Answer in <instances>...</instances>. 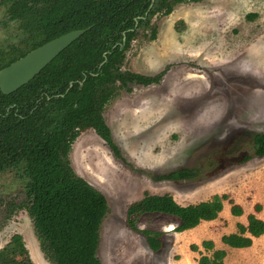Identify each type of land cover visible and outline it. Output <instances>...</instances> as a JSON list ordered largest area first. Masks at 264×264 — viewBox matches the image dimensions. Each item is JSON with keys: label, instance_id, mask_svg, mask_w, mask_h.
I'll return each mask as SVG.
<instances>
[{"label": "rangeland", "instance_id": "rangeland-1", "mask_svg": "<svg viewBox=\"0 0 264 264\" xmlns=\"http://www.w3.org/2000/svg\"><path fill=\"white\" fill-rule=\"evenodd\" d=\"M6 21L0 10V43L19 42V23ZM152 22L157 39L134 41L123 70L166 74L159 84L116 93L104 112L122 159L93 129L69 154L74 171L108 202L97 255L102 264H197L200 255L190 245L213 240L226 248V264H264V235L244 249L221 240L238 232V223L247 224L257 204L264 220V156L254 155L252 139L264 133V0H199ZM8 31L18 33L6 38ZM245 155L252 157L237 163ZM182 168L197 170V178H157ZM14 174L0 176V249L20 234L34 264H51L25 209L3 219L7 202L25 198L24 180L15 181ZM146 193L170 194L185 206L227 194L245 211L234 218L225 201L219 221L182 233L175 232L176 217L145 214L141 230L164 232L163 247L153 252L126 222L129 205Z\"/></svg>", "mask_w": 264, "mask_h": 264}, {"label": "trees", "instance_id": "trees-1", "mask_svg": "<svg viewBox=\"0 0 264 264\" xmlns=\"http://www.w3.org/2000/svg\"><path fill=\"white\" fill-rule=\"evenodd\" d=\"M89 1L92 6L81 13H76L73 26L68 29H80L91 23L95 24V29L63 51L40 75L19 91L27 96L28 101L32 100L40 86L58 87L68 80L81 78L83 73L93 71L102 58L105 44L109 41L107 34L121 27H131L137 10L147 5V0ZM183 2L186 0H165L159 10L168 15L176 4ZM103 32L106 34L103 35ZM156 37V29H153L150 39ZM115 58L116 56L109 57L104 74ZM160 79L161 75L143 77L132 74L123 79V83L125 88L130 90L127 86L128 82L148 85L158 83ZM90 81L92 78L88 79L83 90L75 88L66 99L57 100L51 109L46 108L41 119L29 117L27 139L23 142V147L19 145L22 151L19 150L18 159H21V156L26 159L29 175L26 207L33 218L41 249L51 264H102L97 250L100 226L108 211V202L103 193L74 172L67 158L71 144L80 131L94 128L116 157L122 159L110 127L96 108L87 105L86 90ZM71 98H75L76 107L74 102L70 101ZM109 98L110 95L106 94L101 99L98 110ZM61 112L65 114L62 120L59 119ZM53 122H62L61 129L58 130ZM252 139L255 147L254 155L264 156V133H256ZM251 157L245 155L237 163H244ZM14 162L13 157L12 163ZM197 176V170L182 168L157 175V178L192 180ZM225 201L231 205L230 212L233 216L244 215V208L230 199L227 194H216L207 201L185 206L178 203L170 194L146 193L142 199L129 205L126 222L130 229L145 237L153 252H158L163 247L164 232L141 230L138 227L141 216L159 213L176 217L179 224L175 232L180 233L197 227L203 221L217 219L224 209ZM261 211L262 206L255 205L254 213L247 216V224L238 223V232L224 235L221 239L222 243L235 249L251 247L254 239L264 235V220L257 215ZM190 249L200 255L197 264H226V250L216 248L213 240L191 244ZM0 264H34L20 234L13 235L0 249Z\"/></svg>", "mask_w": 264, "mask_h": 264}, {"label": "flooded vegetation", "instance_id": "flooded-vegetation-1", "mask_svg": "<svg viewBox=\"0 0 264 264\" xmlns=\"http://www.w3.org/2000/svg\"><path fill=\"white\" fill-rule=\"evenodd\" d=\"M95 1L100 2L103 0ZM164 1L165 0H147L146 7L137 10L136 15L133 17V24L131 27H121L117 31L113 30V33L107 34L109 36V41L105 44L104 50L101 54L102 58L93 71L83 73L81 78L68 80L66 83H62L58 87H51L49 85L40 86L32 100L28 101L26 99L27 96L19 91L40 75L41 72L63 51L81 39L85 34L95 29L94 23L88 24L80 29H68L73 26L72 23L75 20V14L89 9L92 4L89 0H0V10L6 13V22L12 23L13 21H16L19 23L18 27L21 28L20 31L24 34L19 42L16 39L9 38L6 42L0 43V73L14 63L25 58L28 54L40 49L47 43L71 32L82 31V34H80L79 37L60 51V53H58L27 83L10 92H4L0 86V176L4 173L14 172L15 174L13 177L15 181H18V179L24 180L25 190V198L23 200L18 202L11 200L6 203L3 219H9L12 214L20 209H25L29 214L26 207L28 202L27 184L29 182L27 162L23 156H21V159H18V152L19 150L22 151V149L19 148V145L23 147L22 144L27 139V122L29 117H38L41 119L46 108L51 109V106L55 104L57 100L66 99L75 88L83 90L88 79L92 78V81H90L86 90V95L88 97L87 105L96 108L106 123L104 112L106 106L114 99L116 93L122 91L132 93L136 86L147 87L159 84L162 81L163 76L166 74L165 72H161L154 76H148L129 70H123V64L126 59V53L131 48L132 43L139 37H146L150 41H155L157 39V37L153 40L150 39L153 29H156L158 35V26L152 22L154 18L170 16L177 6L196 3L199 0H186V2L178 3L168 15H165L159 10ZM17 33L18 31H8L6 32V34H8L6 38L13 37L11 35H16ZM102 34L104 35L106 33L103 32ZM113 56H116V58L113 59L111 67L107 68V73L104 74V68L106 64L109 63V57ZM132 74L143 77H155L161 75V79L158 83H151L148 85L128 82L127 86L130 87V90H127L123 83V79L128 78ZM114 87L117 88L114 89ZM106 94H109L110 98L104 103L103 107L98 110V106L101 104V99L105 97ZM70 101H73L74 106L76 107L75 98H71ZM64 115L65 114L61 112L59 119L62 120ZM53 124H55L54 126L57 125L58 130L61 129L62 122H53ZM89 129L95 130L94 128L81 130L79 135L72 142L71 149L81 134ZM95 132L98 134L96 130ZM71 149L67 158L73 169L69 158ZM13 157L15 161L14 163H12Z\"/></svg>", "mask_w": 264, "mask_h": 264}, {"label": "water", "instance_id": "water-1", "mask_svg": "<svg viewBox=\"0 0 264 264\" xmlns=\"http://www.w3.org/2000/svg\"><path fill=\"white\" fill-rule=\"evenodd\" d=\"M80 34H82V31H75L61 36L3 70L0 73L2 90L10 92L27 83Z\"/></svg>", "mask_w": 264, "mask_h": 264}, {"label": "crops", "instance_id": "crops-1", "mask_svg": "<svg viewBox=\"0 0 264 264\" xmlns=\"http://www.w3.org/2000/svg\"><path fill=\"white\" fill-rule=\"evenodd\" d=\"M224 210H225V206H224L223 211L220 213V215H219V217H218L217 219L212 220V221H203L200 225H202V224H204V223H215L216 221H219V219H221V217H223V213L225 212ZM244 211H245V210H244ZM228 212H229V214H231L230 209L228 210ZM231 216H233V215L231 214ZM233 217H234V218H239V217H236V216H233ZM225 219H228V218H225ZM243 224H244V223H243ZM200 225H198L197 227H195V228H193V229L186 230V231H184V232H187V231H193V230L199 228ZM180 233H182V232H180ZM224 245H225V244H224ZM225 247H229V246L225 245ZM229 248H231V247H229ZM223 249H224V248H223ZM225 249H226V248H225ZM194 253H195V252H194Z\"/></svg>", "mask_w": 264, "mask_h": 264}]
</instances>
